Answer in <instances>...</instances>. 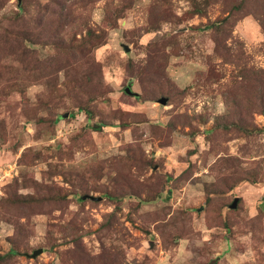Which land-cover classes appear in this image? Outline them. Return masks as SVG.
Returning <instances> with one entry per match:
<instances>
[{
  "label": "rangeland",
  "instance_id": "rangeland-1",
  "mask_svg": "<svg viewBox=\"0 0 264 264\" xmlns=\"http://www.w3.org/2000/svg\"><path fill=\"white\" fill-rule=\"evenodd\" d=\"M263 107L264 0H0L1 264H264Z\"/></svg>",
  "mask_w": 264,
  "mask_h": 264
},
{
  "label": "trees",
  "instance_id": "trees-1",
  "mask_svg": "<svg viewBox=\"0 0 264 264\" xmlns=\"http://www.w3.org/2000/svg\"><path fill=\"white\" fill-rule=\"evenodd\" d=\"M215 1H217V0H209V2L210 3H213V2H215ZM243 4H244V2H243ZM243 4L239 7V5H234L232 8H231V12L232 13H239L240 12V10L242 9V6H243ZM22 8V7H21ZM194 15H203L204 14V9L202 10V8H199V7H197L196 5L194 6ZM231 13V14H232ZM18 18V17H17ZM227 22V20L225 21V19H223V20H220V21H215V22H213L211 25H209L208 27L210 28V30H214L215 32H216V34L218 35V34H220V33H227V29H226V23ZM24 49H25V47H24ZM27 52V51H26ZM240 74H242V76L244 75V73H240ZM167 99V98H166ZM167 102H168V99H167ZM264 108V107H263ZM95 128H98V129H100L99 127H95ZM264 130V129H263ZM259 171H257V172H253L252 174H249V173H244V174H242V176H243V178L245 179V180H249V181H251V182H255V180H257V177L259 176ZM23 200H21V202H22ZM21 202H19V197H17V195L14 193V195H12V197L11 198H9L7 201H6V203H8V204H12V205H16L17 203H21ZM23 203L24 204H28V205H31V204H35L36 202L35 201H33V199L32 198H27V199H24V201H23ZM14 253V252H13ZM13 253H11V255H13ZM15 255V254H14ZM8 257H10V255H8L7 257H1L0 256V264L4 261V260H6Z\"/></svg>",
  "mask_w": 264,
  "mask_h": 264
},
{
  "label": "water",
  "instance_id": "water-1",
  "mask_svg": "<svg viewBox=\"0 0 264 264\" xmlns=\"http://www.w3.org/2000/svg\"><path fill=\"white\" fill-rule=\"evenodd\" d=\"M123 50H124L125 52H128V48H127L126 46H123ZM124 92H125L127 95L132 96V97H137V96H138L137 93L131 91L130 87H126V88L124 89ZM158 103H159L160 105L165 106V105L167 104V99H166V98H161V99L158 100ZM86 198H89V199H91V200H96V199H94V198H92V197H87V196L82 197L83 200L86 199ZM236 204H237V198L234 199V201H233L232 204L229 206V208H230V209H235V208H236ZM41 253H42V249H38V250L33 251L31 255H28V257L34 259L35 257H37V256H38L39 254H41Z\"/></svg>",
  "mask_w": 264,
  "mask_h": 264
}]
</instances>
